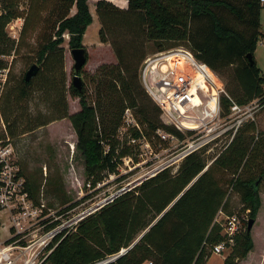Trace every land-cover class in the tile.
Returning a JSON list of instances; mask_svg holds the SVG:
<instances>
[{
    "label": "trees",
    "instance_id": "16d2710c",
    "mask_svg": "<svg viewBox=\"0 0 264 264\" xmlns=\"http://www.w3.org/2000/svg\"><path fill=\"white\" fill-rule=\"evenodd\" d=\"M89 1L0 0V75L6 72L5 80H0V140L5 144L69 120L87 182L97 186L118 174L123 159L133 155L117 137L127 109L139 114L142 133L133 130L135 138L145 137L154 144L157 132L164 131L184 139L162 121L159 107L141 82L140 66L151 43L156 53L187 48L228 80L227 93L236 103L244 106L258 100L264 108V78L255 59L258 43L264 39L261 0H127L126 9L99 0L100 41L111 45L118 63L100 67L92 99L84 87L79 91L73 84L68 86L64 68L65 43L71 51L86 49L84 37L93 22ZM24 4L28 9L21 11ZM47 11L48 17L42 19ZM36 17L49 27L40 33L34 51L39 73L26 81V74L13 76L12 65L27 46L23 41ZM19 19L25 23L16 40L8 28ZM69 93L81 106L74 114L69 110ZM36 95L45 109H30ZM147 96L154 106L143 103ZM221 102L224 115L229 114L231 100L224 96ZM259 135L256 123L248 122L232 144L211 159L208 170L205 150L186 158L176 173L166 170L127 192L85 219L45 264H97L122 250L126 252L109 264H207L213 246L224 240L214 222L221 209L232 214L229 195L234 191L240 196L249 222L256 221L262 208L258 183L264 179V140ZM28 188L38 199V190L29 180ZM249 222L236 236L224 264H239L254 249Z\"/></svg>",
    "mask_w": 264,
    "mask_h": 264
},
{
    "label": "built area",
    "instance_id": "2783aa9c",
    "mask_svg": "<svg viewBox=\"0 0 264 264\" xmlns=\"http://www.w3.org/2000/svg\"><path fill=\"white\" fill-rule=\"evenodd\" d=\"M261 3L264 6V0ZM178 54L184 57L188 66L179 67V61L176 60L171 72L156 79L157 66ZM141 79L149 97L159 107L162 121L180 133L188 132L189 135L180 139L174 134L158 131V139L154 144L146 141L145 137H131L130 144H143L144 140L151 157H142L124 173L141 169L140 176L100 202H93L88 207L72 204L62 211L49 209L44 200L32 196L28 179L15 158L12 144L0 140V212H8V225L3 223L1 226L0 223V264H45L60 242L76 232L85 219L160 173L175 165L180 167L189 156L226 140L218 157L232 144L247 122L255 121L256 114L263 108L258 100L244 106L236 103L227 94L218 74L184 48L148 56L141 71ZM205 84H210L213 93L205 89ZM224 96L232 102L227 115L223 113L221 102ZM184 121L189 122V125ZM123 130L126 133L133 130L142 133L130 109L126 110ZM166 153H171V156L161 161L160 154ZM123 160L126 163L132 161L130 157ZM101 186L102 183L97 186L88 184V188H93L92 192ZM214 223L220 226L224 240L213 246L212 254L222 255L235 245V238L242 229L241 221L238 215L221 209ZM2 230H6V237L1 235ZM108 260L97 264H105ZM144 264L154 263L147 261Z\"/></svg>",
    "mask_w": 264,
    "mask_h": 264
},
{
    "label": "rangeland",
    "instance_id": "374dc122",
    "mask_svg": "<svg viewBox=\"0 0 264 264\" xmlns=\"http://www.w3.org/2000/svg\"><path fill=\"white\" fill-rule=\"evenodd\" d=\"M107 1L112 2L120 8L124 7V9H126L128 6L127 0ZM95 2L97 3L98 0L89 1L91 13L93 15V22L88 28L86 38L84 40V46H86V51L88 54V63L80 73V76L83 80V87L86 89L87 94L91 99L95 98L94 92L97 80L94 78V76L97 74L100 67L103 65H117L118 63L111 45L109 43L102 44L100 41L101 26L99 18L97 16ZM27 9V4L22 5L21 11H26ZM42 17V19L47 18L48 11L45 12ZM24 23V19H19L11 23V25L9 26V33L14 39H20V34ZM261 25V31L262 33H264V9L261 15ZM29 27L30 30L26 36V39L23 41L24 44H27V46L23 48L20 56L17 57V59L12 65L14 77H20L22 74H26V72L30 69L33 64H38L34 55V51H37L38 49L40 33H42V30L48 28L49 25L47 23H43L36 17L31 19ZM66 39H68V37ZM109 41H112L111 36H109ZM64 46L66 49L64 68L67 76V84L68 86H70L73 84V77L76 75L74 70L75 62L73 60L71 50L69 49L68 44L65 43ZM181 48L187 49L185 47ZM147 50V56H153L156 54V51L153 49L152 43L147 47ZM177 58H179V61H182L184 63V67L188 66L184 60V57L179 54L176 55V57H170L168 60L165 61L172 62ZM255 59L257 66L261 70L262 76L264 78L263 38H261L258 43V47L255 53ZM12 60L13 57L9 59V62L11 64ZM145 60L140 66V79L141 71L143 69ZM160 65H158L156 69V79L172 71V64L164 65L162 66V69L159 68ZM218 76L220 77L219 74ZM5 78L6 72L0 75L1 81H4ZM220 79L222 80L225 85V88L227 89L226 86L228 80L223 77H220ZM205 89L209 93H213L212 88L207 89L205 87ZM67 100L69 104L70 114H74L80 111L81 106L78 98H74L69 93L67 95ZM143 103H145V105L150 104L154 106L148 96L144 97ZM143 103H141L140 105L144 106ZM29 107L31 110H34L36 108L42 110L45 109V105L40 102L38 95L33 97ZM130 111L134 120L137 122L139 114L136 110L130 109ZM254 122L256 123L259 129V136L261 138L260 140L262 141L264 140V108H262L256 114ZM184 123L189 125V122L187 121H184ZM132 132L126 133L123 130V127H121L117 136L120 140L121 147H129L133 152L132 156H128L132 159V161L128 162V157L126 158V160H128L127 163L123 160L122 164L120 165L118 174H114L105 178L102 182V186L99 189H96L94 192H92L93 188H88L89 183L87 182L86 178L84 161L80 153L76 149L77 137L69 120H63L60 122L53 123L47 127L37 129L30 134L12 140L11 144L15 150V158L23 169L24 174L30 181V184H32L34 188L38 190V199L44 200L49 209L55 211H62L63 208L68 207L72 204L78 206L84 204L85 207H88L93 202H100L110 197L119 189L126 186L128 183H130L132 180L136 179L142 174L141 169L135 170L133 173L124 174L126 171H129L128 169L130 167H133L134 163L140 161L142 157H151L150 150L145 147L146 143L144 140H142L144 142L143 144L142 142L140 144H130L131 137H134ZM183 135L184 137H186V135H189V133L186 132ZM225 143L226 140L224 142H220L218 145L209 146L205 149V156L209 158V163L212 161V158H214L221 152ZM170 154L171 153H166L163 155L160 154V160L162 161L167 159L169 156H171ZM178 169L179 166L175 165L170 170H172L173 173H176ZM229 178H231V176H229ZM259 190L260 197L262 199V209L260 210L257 216L251 233L256 247L254 251L255 256L252 257V259H254L255 257H259L261 255V252L264 250V179L259 183ZM91 192L92 194H90ZM66 200H68L69 203ZM229 209L232 214H236L240 218L242 227L241 231H243L244 224H248L250 220V214L249 211L244 210V206L241 203L240 196L234 191L229 195ZM0 218L1 226L3 223H5V225H8L7 211H1ZM1 235H3V237H6V230H2ZM215 260H220V258L213 257L209 264H215ZM240 263L241 261L239 262V264Z\"/></svg>",
    "mask_w": 264,
    "mask_h": 264
},
{
    "label": "water",
    "instance_id": "95a60500",
    "mask_svg": "<svg viewBox=\"0 0 264 264\" xmlns=\"http://www.w3.org/2000/svg\"><path fill=\"white\" fill-rule=\"evenodd\" d=\"M73 60L75 62L74 65V70L76 75L73 77V86L78 89L79 91L83 90V80L80 76L81 71L84 69V67L87 65L88 63V55H87V51L86 49H76V50H72L71 51ZM249 60L251 62H253V57L252 55H249ZM40 67L38 65H33L29 71L26 73V81H30L32 78H34L35 76H37V74L39 73ZM206 170H208V168H206ZM259 184V183H258ZM191 186V185H190ZM189 186V187H190ZM188 187V188H189ZM187 188V189H188ZM255 224V220H251L249 222V226H248V231L251 233L252 229L254 227ZM126 251L122 252V255L125 253ZM120 255L115 256L110 258L105 264H109L111 262H113L114 260L118 259Z\"/></svg>",
    "mask_w": 264,
    "mask_h": 264
},
{
    "label": "crops",
    "instance_id": "0c3cea01",
    "mask_svg": "<svg viewBox=\"0 0 264 264\" xmlns=\"http://www.w3.org/2000/svg\"><path fill=\"white\" fill-rule=\"evenodd\" d=\"M99 1V0H98ZM96 3V2H95ZM121 8H124V7H121ZM90 10H91V7H90ZM93 16V15H92ZM88 31V30H87ZM87 33V32H86ZM85 38H86V34H85V37H84V40H85ZM86 47V46H85ZM213 162H210L209 163V165H208V167L207 168H209L210 166H211V164H212ZM23 170V169H22ZM262 209V208H261ZM149 231V229L148 230H146L143 234H141L140 236H139V238L135 241V243L133 244V245H135L147 232ZM252 233V232H251ZM132 248V247H131ZM255 246H254V249L249 253V256L246 258V259H244V260H242L241 261V263L240 264H264V250L261 252V255L259 256V257H255L254 259H252V257H254L255 255H254V251H255ZM122 251H124V250H122ZM126 251V250H125ZM232 251V248L231 249H229V251L228 252H231ZM224 253V254H222V255H212L211 256V258L208 260V262H207V264H209L210 262H211V259L213 258V257H216V258H220V260H215V264H224V262H225V259H226V257L230 254V253ZM253 260V261H252ZM252 261V262H251Z\"/></svg>",
    "mask_w": 264,
    "mask_h": 264
},
{
    "label": "bare ground",
    "instance_id": "6f19581e",
    "mask_svg": "<svg viewBox=\"0 0 264 264\" xmlns=\"http://www.w3.org/2000/svg\"><path fill=\"white\" fill-rule=\"evenodd\" d=\"M168 60V59H167ZM176 60H178L179 61V58H177ZM176 60H174V61H176ZM174 61H172V62H170V61H164L160 66H159V68L160 69H162V66H164V65H170V64H172L173 65V62ZM179 64H180V66L179 67H183V62L182 61H179ZM205 87L207 88V89H211V86H210V84H208V85H206L205 84Z\"/></svg>",
    "mask_w": 264,
    "mask_h": 264
}]
</instances>
